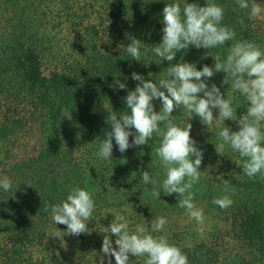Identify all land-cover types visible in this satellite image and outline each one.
<instances>
[{
	"label": "trees",
	"instance_id": "trees-1",
	"mask_svg": "<svg viewBox=\"0 0 264 264\" xmlns=\"http://www.w3.org/2000/svg\"><path fill=\"white\" fill-rule=\"evenodd\" d=\"M174 2L206 6L208 0H0V179L12 182L9 191L0 188V264H100L104 236L110 235L117 214L125 216L132 231L166 217L164 229L152 235L179 247L189 264H264V178L244 175L240 166L246 158L230 147L223 155L216 152L220 129L215 121L208 130L183 109L172 114L179 126L192 124L191 137L203 151L201 180L193 189V202L203 209L202 225L178 206L177 194L163 192L166 170L155 153L162 137L154 134L148 144L126 150L137 168L129 180L115 177V140L112 158L97 155L111 131L103 105L130 112L124 98L139 83L133 73L158 81L168 78L166 69L181 59L202 70L214 65L211 55L226 59L240 40L264 49V11L250 19V9H240L236 0H215L224 8L222 25L237 33L235 41L214 49L190 47L172 62L151 51L134 60L127 52L130 38L142 41V53L161 43L162 11ZM254 2L264 9V0ZM225 75L216 73L207 83L232 96L239 120L248 102L221 83ZM115 78L126 89L114 88ZM153 103L159 112L161 102ZM62 108L72 112L71 120L61 118ZM223 126L239 130L237 121L226 120ZM143 171L157 184H144ZM223 179L230 180L227 193ZM75 187L91 191L96 204L88 232L78 236L45 211ZM154 187L160 198L152 196ZM225 194L233 200L230 207L212 203ZM111 239L116 247V237ZM146 259L130 256L136 264Z\"/></svg>",
	"mask_w": 264,
	"mask_h": 264
},
{
	"label": "clouds",
	"instance_id": "clouds-1",
	"mask_svg": "<svg viewBox=\"0 0 264 264\" xmlns=\"http://www.w3.org/2000/svg\"><path fill=\"white\" fill-rule=\"evenodd\" d=\"M240 9H250L249 18L259 16L264 9L249 0H236ZM235 11V9H234ZM164 27L162 42L141 52L142 41L131 37L127 46L128 54L136 61H141L142 55L151 51L162 61L172 62L178 52L195 47L196 49H214L228 41H235L236 31L222 25L224 8L208 0L206 6L197 3H168L162 11ZM243 23V20L240 21ZM207 53L205 58H207ZM214 65L205 64L198 70L195 63L183 61L170 64L167 70L168 78L158 81L146 80L142 75L133 73L132 79L138 81L134 90H129L124 98L128 113H117L112 108H104L109 115L106 122L111 131L107 139L101 142L97 155L107 160L113 155V140L119 152L124 153L132 147L148 144L157 135L162 137L160 146L155 149L156 155L166 170L163 180V192L167 195L177 194L178 206L186 209L190 218L199 225L204 223L203 209L194 204V185L201 180L199 170L203 161V151L191 137L192 124L181 127L174 123V109H183L191 118H200L203 125L210 130L214 121L218 131L215 144L216 152L223 155L226 148H231L243 158V174L249 178L259 175L264 178V49L255 42L248 40L235 41L228 50L226 59L219 55H211ZM226 73L222 84L230 85V89L246 97L248 102L246 114L237 120L236 109L233 108V98L225 95L215 83H207L216 73ZM113 87L126 89V84L119 78L114 79ZM202 94V95H201ZM161 102L157 112L154 100ZM218 110V116L214 111ZM72 112L62 108L61 118L72 119ZM226 120L237 121L239 130L233 131L225 125ZM110 122V123H109ZM165 124V129L160 127ZM135 130V131H133ZM130 137L134 139L130 142ZM144 184L156 185L149 171L141 173ZM225 192L229 190L230 180L223 179ZM31 186V185H30ZM12 182L9 178L0 179V188L9 191ZM197 191H199L197 189ZM93 193L86 188L75 187L61 203L55 204L45 211L50 212L55 224L67 226V233L80 235L88 232V221L95 211ZM161 192L156 187L152 196L160 198ZM212 203L222 209L233 204L228 194L216 198ZM166 217H156L149 225H137L135 231L130 230V222L124 215H115V220L108 227L110 235H105L102 245L100 264H136L130 256L137 258L147 256L145 264H189L187 255L182 250L168 242L163 236H153L167 224ZM200 231L201 229H197ZM115 236V245L111 236Z\"/></svg>",
	"mask_w": 264,
	"mask_h": 264
},
{
	"label": "rangeland",
	"instance_id": "rangeland-1",
	"mask_svg": "<svg viewBox=\"0 0 264 264\" xmlns=\"http://www.w3.org/2000/svg\"><path fill=\"white\" fill-rule=\"evenodd\" d=\"M113 169L115 177L119 182L137 176L136 163L133 162L127 151L118 153Z\"/></svg>",
	"mask_w": 264,
	"mask_h": 264
}]
</instances>
